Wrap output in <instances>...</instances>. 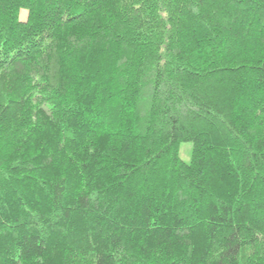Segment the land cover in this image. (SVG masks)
<instances>
[{
    "label": "trees",
    "instance_id": "trees-1",
    "mask_svg": "<svg viewBox=\"0 0 264 264\" xmlns=\"http://www.w3.org/2000/svg\"><path fill=\"white\" fill-rule=\"evenodd\" d=\"M0 264H264V0H0Z\"/></svg>",
    "mask_w": 264,
    "mask_h": 264
},
{
    "label": "rangeland",
    "instance_id": "rangeland-1",
    "mask_svg": "<svg viewBox=\"0 0 264 264\" xmlns=\"http://www.w3.org/2000/svg\"><path fill=\"white\" fill-rule=\"evenodd\" d=\"M26 15H27V10L22 9L20 13L21 19H25ZM192 149H193L192 142H182L180 144L179 156L184 162L189 163L191 161Z\"/></svg>",
    "mask_w": 264,
    "mask_h": 264
}]
</instances>
